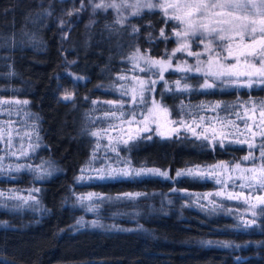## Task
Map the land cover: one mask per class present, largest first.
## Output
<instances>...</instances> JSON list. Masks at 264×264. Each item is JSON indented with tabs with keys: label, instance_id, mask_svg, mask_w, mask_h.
I'll use <instances>...</instances> for the list:
<instances>
[{
	"label": "trees",
	"instance_id": "1",
	"mask_svg": "<svg viewBox=\"0 0 264 264\" xmlns=\"http://www.w3.org/2000/svg\"><path fill=\"white\" fill-rule=\"evenodd\" d=\"M73 7H78L76 0H0V80L29 102L42 144L36 157L55 169L44 181L30 182L40 189L39 212L0 211V221L7 222L0 224V264H264V243H260L264 241V223L258 221L256 228L248 230L237 227L238 214L246 208L228 200L218 201L225 210H201L184 190L210 192L215 189L212 182L176 177L178 170L197 165L240 162L247 147L214 148L184 131L180 138L138 141L127 151L133 166L166 170L172 179L151 176L96 185L95 191L108 197L129 192L146 195L129 202V216L118 220L116 227H74L81 213L73 197L77 193L74 181L92 147L84 132L90 101L98 89L130 66L127 57L135 49L161 58L176 43L159 37L162 28L166 35L173 31L172 22L166 25L160 13L145 11L130 17L119 33L110 34L105 25L113 22L112 12H99L91 18L85 17L84 11L66 16ZM45 9L51 15H43ZM61 19L69 22L63 28L64 42ZM86 20L94 22L87 26ZM132 27L139 31L133 33ZM21 33L31 36L33 43L17 44ZM9 72L14 74L5 75ZM76 76L84 82L74 84ZM165 77L174 80L180 76ZM198 82V77H189L193 87ZM68 88L75 94L73 101L61 99ZM162 89V82L157 83L151 98L166 104L171 118L177 120L181 119L177 115L181 105L189 106L183 117L188 122L200 117L193 108L196 104L232 106L250 99L264 101V85L250 90L219 87L207 92H164L161 96ZM215 242H231L232 246L221 247Z\"/></svg>",
	"mask_w": 264,
	"mask_h": 264
},
{
	"label": "snow or ice",
	"instance_id": "2",
	"mask_svg": "<svg viewBox=\"0 0 264 264\" xmlns=\"http://www.w3.org/2000/svg\"><path fill=\"white\" fill-rule=\"evenodd\" d=\"M91 9L95 15L99 12H113V22L106 24L105 28L110 34H117L124 27L129 17L143 14L145 11L162 14L165 24L172 22L173 31L166 35L162 28L159 37L165 42L174 40L177 47L170 53L165 50V55L159 59L152 58L147 52L142 53L140 49H135L127 59L132 62V70L144 73H151L158 79L141 78L121 74L117 76V81H129L121 84L118 88L113 86L114 91L119 92L121 97H128V100L118 101H92L106 103L108 109L99 117L103 121H110L106 127L96 130L86 129L85 134L95 138L93 152L81 171V175L76 177V183L87 181H125L136 180L146 176H159L165 179H172L168 171L158 168L135 167L131 159L120 156L121 151H131L138 141H150L153 137L160 139H171L173 136L180 138V129L190 133L198 141H207L213 147L225 148L226 145L238 144L247 147V154L240 158L243 162H248L242 167L241 162L229 161L220 162L210 166H195L178 170L176 177H188L193 180H212L220 189L214 193L196 195L184 190V195L194 197V202L208 200L211 206L209 211L215 212L225 210L221 204L211 197H219L221 200H235L247 206L246 211L250 212L251 219H245L243 215L239 217L240 223L237 227L244 230L256 228L258 221L264 223V101L256 102L251 99L243 101L238 107L242 111H230L237 105L215 104L205 105L201 103L194 107L199 110L209 109L216 111L223 107L226 112L236 117V120H229L217 117L216 120L220 129H211L205 125V118L200 116L193 118L189 123L183 117L185 109L189 106L181 105L177 113L181 119H172L170 108L154 97H146V93L155 92V85L164 81V92L188 93L192 91H210L218 87H237L251 89L256 85H264V0H79V7H73L65 12L66 16H78L81 11ZM43 15H51L45 9ZM94 21H90L92 23ZM69 22L61 19L62 27ZM119 26V27H117ZM139 29L132 27V32L137 33ZM27 37L28 34L24 33ZM64 38H67L65 36ZM151 39V37H150ZM203 46L202 51H192V46ZM177 53H184L189 57H196L195 64H189L181 59L175 65L173 57ZM205 59H201V57ZM69 63H75L70 61ZM182 73L179 78L172 81L174 87H170L165 80L166 72ZM9 72L5 75L11 76ZM189 74L202 76V82H198L196 87L189 83ZM69 75H72L69 73ZM77 80L83 77H74ZM219 82V83H217ZM97 87H100L99 85ZM75 94L65 90L61 99L63 101H73ZM27 100H0V112L8 115L12 113V105H20L17 114L24 112L23 105H27ZM129 105L125 111V105ZM143 106V107H142ZM95 111V109H93ZM258 113V118L256 114ZM28 116L34 114L28 112ZM192 116L191 112H187ZM139 117V119L137 118ZM38 119V117H37ZM236 121H241L243 128ZM14 121L5 122L0 125V143L5 144L0 151L4 155L0 156V172H21L29 171L34 174L35 180H43L51 173L45 168V164L51 168L50 162H44L37 167L30 164L18 163L5 165L7 157L17 159L26 158L30 152L41 147L39 134L36 133L33 140L32 132H16L13 136ZM95 123V121H93ZM35 128V125L32 126ZM197 128L201 131L197 132ZM115 133V135H113ZM259 137V140H257ZM19 139L18 148L14 149V141ZM27 140V147L24 141ZM102 141H105L102 143ZM207 146V145H205ZM98 153H101L98 155ZM112 153L113 155H109ZM39 173V174H36ZM85 173L92 175L85 176ZM235 189H239L236 191ZM245 190H248L245 192ZM39 188L28 190V195L19 194V190L5 193L0 191V208L9 211L20 210L27 206L35 208L38 204L37 197L33 193H38ZM173 191H177L173 189ZM146 195L144 193H122L115 199L136 200L138 197ZM111 198L99 193L88 192L77 197L78 204L87 212L98 213L101 205L110 201ZM8 201H15L10 205ZM171 203V201H169ZM190 206V205H189ZM201 210H205L204 204L198 205ZM231 214V212H228ZM0 221V224H6ZM88 223L91 227H102L98 220L85 222L81 217L76 221V225L84 227ZM124 231L125 229H119ZM203 244L211 245L213 241H201ZM221 247H231V242H215ZM260 243H264L261 241ZM241 247V245H235ZM239 259V258H238Z\"/></svg>",
	"mask_w": 264,
	"mask_h": 264
},
{
	"label": "rangeland",
	"instance_id": "3",
	"mask_svg": "<svg viewBox=\"0 0 264 264\" xmlns=\"http://www.w3.org/2000/svg\"><path fill=\"white\" fill-rule=\"evenodd\" d=\"M76 3H77V6L79 7V0H76ZM102 13H105V12H102ZM84 14H85V17H87V18H89V17L91 18V16H93V13H92L90 8L87 9V10H84ZM90 24H91L90 21L86 20V25L88 26ZM60 28H61V30H60L61 39H62V42H64L65 39H66V38H64L66 36V32L63 29L64 27L61 26ZM16 41H17V44L24 43L22 45H30L31 43H33L34 39L31 36H27L26 37L24 35V33H21L16 38ZM176 47H177V44L175 45V48ZM202 47L203 46L197 47L196 45H193L192 46V51H194V52L202 51ZM155 59H159V58H155ZM181 59L186 60L189 64H195V62H196V57H194V56L193 57H189V56H187L184 53H177L176 56L173 57V64L175 65ZM201 59H205V57L202 56ZM129 69H132V62H130V66L127 69H125L122 72L118 73L115 76V78L112 80V82L109 83L108 86H106V87L104 86V87L98 89V92L95 94L96 95L95 98L93 100H91L90 103H89V109L87 110L88 111V114H87L88 119L86 118V120H85L86 124H85V127H84V132H85L86 129L96 130V129L101 128V127H106L107 123L110 122V121H103L101 119H98L99 117L103 116V112L108 109V105L106 103H97V104L94 105L92 103V101L104 102V101H109V100L118 101L120 99L128 100V97H121L119 95V92L112 90L113 86L118 88L121 84L129 83V81H117L116 78H117L118 75L124 74V75L128 76L129 78L134 77V76H138V77H141V78H148V76H151V73H144V72H140L138 70L129 71ZM167 74H176V75H179V76L183 75L182 73H178V72H174V71L166 72L165 76ZM190 76H193V75L189 74V77ZM196 77L201 79V82H202V80H203L202 76H196ZM69 78L71 79V77H69ZM151 78L152 79H158V77H156V76H151ZM76 80H74V84L78 83V82L79 83H83L84 82V79H80V80H77V81ZM165 80L168 82V85L170 87H174L172 85V81L175 80V77H174V80L173 79L172 80H168L165 77ZM160 82H162L163 88H164V81H160ZM217 83H219V82H217ZM70 84H72V82H70ZM260 86H263V85H256L254 87L258 88ZM221 87L224 88V89L250 90L248 88L223 87V86H221ZM65 90L70 91L69 88L68 89H64V91ZM145 95H146V97L151 98V94L146 93ZM0 100H19V101H23L24 99H21V98H19L17 96V91L13 87L9 86L7 83L2 82L0 80ZM212 104H215V103H212ZM196 105H199V104H196ZM205 105H208V104H205ZM194 106H193V108H194ZM11 107H12L11 115H8L5 112H0V125H3L5 122H8V121H14L15 123L13 124V128H14L15 131H13V133H12L13 136H15V133L17 131L20 132L21 134H23L24 132H32L33 133V140H35L36 133H38V127H37V123L35 121L34 116H28L27 115V113L30 112L29 105L28 104L27 105H23L22 107L24 109V112H21L20 114H17V110L21 107L20 105H12ZM128 108H129V105L126 104L125 105V111H127ZM93 109H95V111H93ZM221 109H222V107L220 109H217L216 111H211L209 109H205V110L196 109V112L199 113L200 116H203L205 118V125L204 126L209 128V134L211 133V129L212 128H216L217 130L220 129V125H219V123L216 120V118L218 116L219 117H223V118H227V119L233 120V121L236 120V117L233 116V115H230L229 112L220 113ZM236 111H242V109L240 107H238V105H237V110ZM137 118L139 119V117H137ZM254 118H258V113L256 114V117H254ZM196 119H198V118H196ZM93 121H95V123H93ZM236 122L241 125V129H242L243 128L242 122L241 121H236ZM33 125H35V128L32 127ZM183 131H184V129L181 128L180 129V133L183 132ZM200 131H201V129L197 128V132H200ZM188 134L191 135L190 133H188ZM113 135H115V133H113ZM89 138L92 140V147H91V150H90V153H89V156H88L86 162L89 160V158H90V156H91V154L93 152V146H94V143H95V138L90 137V136H89ZM257 138H259V137H257ZM39 142L41 144V141H39ZM104 142L105 141H102V143H104ZM205 142H207V141H205ZM23 143H24L25 147H27L28 141L25 140ZM19 144H20V141L17 138L14 141V149L13 150H15V148H18ZM231 145L238 146V147L241 146V145H238V144H231ZM226 146H228V145H226ZM4 147H5V144L0 143V149H3ZM41 147H42V144H41ZM41 147L37 148L35 150V152H30L29 156L26 157V158L17 159L16 157L9 156V157H7L5 159L4 164L5 165L12 164L13 166H15V164H18V163L30 164V165H32V167L35 168V167L41 165L44 162H48L46 160H42V159H39V158L36 157V155L38 153V150ZM99 154H101V153H98V155ZM127 154H128L127 151H121L120 152V156H122V157H128ZM2 155H4V152L0 151V156H2ZM109 155H113V154L109 153ZM86 162L79 169V172H78L76 177H78V176H80L82 174L80 170L83 167H85ZM240 162H241L242 167L248 165V162H243L241 160H240ZM45 168L51 173L46 178L50 177L55 172V169L52 167V165H51V168H49L48 165L45 164ZM36 174H39V173H36ZM84 175L85 176L92 175V173H85ZM33 177H34V174L29 172V171H26V170L25 171H21V172H9V171L0 172V191L8 193V192L19 190V194L28 195L29 194L28 190H30L32 188H36V187L30 185V182L32 180L34 182L38 183V182H42V181H44L46 179L45 178L43 180H35ZM148 177H151V176H146V177H142V178H139V179H144V178H148ZM157 177H159V176H157ZM160 178H163V177H160ZM177 178H188V177H177ZM189 179H191V178H189ZM130 181H132V180H130ZM200 181L212 182V184L215 186V189L213 191H210V192L199 193V194H196V195L214 193L215 191L220 189V186L216 185L212 180H200ZM110 182H116V181H107V182L87 181V182L76 183V179H75L74 185H75V187H77V190H76L77 193H75L73 195V197H74L75 203L77 204V206H79V208L81 210V213H80V216H79L78 219L83 217L85 222H91L93 220H98L100 224H103V225H106V226H109V227H116L118 220H124L125 216H127V217L129 216V211H126V209L127 208L129 209L130 206H131V205H129V204H131L129 202L135 201V200H131V201L130 200H118V199H115L117 196L110 197L111 200L108 201V202L103 203L101 205L98 213L87 212V211H85V209L83 207H81L78 204L77 197L79 195L87 194L88 192L98 193V192L95 191L96 185L110 183ZM235 190L239 191V189H235ZM247 191L248 190H245V192H247ZM33 195H35L37 197V200H38V204H36L34 209L37 212H39V207H40V204H39V192L38 193H33ZM210 199H215L217 202L219 200H221V198H219V197H211ZM230 202L231 203L242 204V203H240L238 201H235V200H232ZM8 203L10 205H12V204H15L16 202L15 201H8ZM201 203L205 205L206 209L211 207L209 205V201L208 200H201L197 204L199 205ZM124 204H127V205H124ZM244 206H245V208H247L246 205H244ZM37 207H38V209H37ZM32 209L33 208H29V207L25 206V207L21 208L20 210L10 211V212H12V213H22V212L29 211V210H32ZM5 210H7V209L0 208V211H5ZM241 215H243V217L245 219H251V214H250V212L246 211V209L244 211H242V212H239L238 216H241ZM238 220H239V218H238ZM239 222H240V220H239ZM74 227H76V229L91 228V226L88 223H86L84 227H80V226L76 225V223H75Z\"/></svg>",
	"mask_w": 264,
	"mask_h": 264
}]
</instances>
